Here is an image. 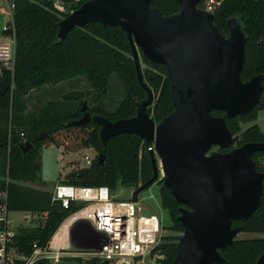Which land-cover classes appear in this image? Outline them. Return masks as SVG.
Listing matches in <instances>:
<instances>
[{
  "label": "trees",
  "instance_id": "16d2710c",
  "mask_svg": "<svg viewBox=\"0 0 264 264\" xmlns=\"http://www.w3.org/2000/svg\"><path fill=\"white\" fill-rule=\"evenodd\" d=\"M86 1L83 0L78 9ZM206 1L203 0L199 6ZM219 1L222 3L213 14L221 35L229 38L227 22L236 16L241 18L247 35L242 81L246 83L257 76L264 78V0ZM13 2V28L5 34L15 38L14 70L0 68V82L7 79L11 85L0 96V212L5 209L7 213L29 212L46 216L41 226L20 228L13 237L10 247L18 254L30 257L35 244L46 248L66 219L80 208L78 204H71L66 209L59 201L53 200V193L21 185H44L40 178L44 148L64 147L68 152H81L87 147L95 150L97 156L90 167L74 170L59 180L60 184L76 187L105 186L113 193L120 189L137 190L154 177V166L150 151L140 136L120 135L111 138L104 147L99 137V125L93 122L85 127L74 124L83 118L84 105L91 116L102 115L116 122L135 117L138 105L147 99L137 77L130 41L122 28H104L101 24L90 23L73 29L64 40L58 41L62 19L51 4L43 0ZM152 6L165 16L180 12L177 0H154ZM140 53L143 62L153 72H142L143 80L157 98L154 108H148V114L156 124H160L175 111L172 84L166 67L151 63ZM113 75L120 79L125 97L116 109L108 110L105 101L109 97ZM79 76L87 79L91 91L69 92L61 101H51L39 110H30L28 98L31 93ZM262 85L261 102L250 113L232 119L226 118L221 111L211 113L214 117L226 118L235 137L233 148L247 143H264V133L258 125L244 132L241 128L242 124L257 121L259 113L264 112V79ZM42 133H47L48 137L35 143L33 149L24 155L22 147ZM220 151L225 153L229 150ZM100 155L104 156L102 163ZM253 160L257 170L264 174V152L255 153ZM160 183L161 203L173 222L170 230L177 233L164 238L161 243L159 251L163 259L160 264H174L177 246L184 233L182 224L178 222L181 205L164 182ZM233 227L241 228V233H264V194L262 206L254 216L245 221H235ZM4 228L0 222V231ZM221 254L226 260L224 264H257L264 254V239L237 240L233 247L222 250ZM10 264L25 262L16 260Z\"/></svg>",
  "mask_w": 264,
  "mask_h": 264
},
{
  "label": "water",
  "instance_id": "95a60500",
  "mask_svg": "<svg viewBox=\"0 0 264 264\" xmlns=\"http://www.w3.org/2000/svg\"><path fill=\"white\" fill-rule=\"evenodd\" d=\"M153 2L87 0L59 23L58 41L90 23L121 27L130 41L139 83L147 93L131 119L113 122L102 115L91 116L84 105L83 118L74 124L99 125L104 147L120 135L140 136L150 151L154 177L133 191L132 201L138 202L140 194L158 181L162 168L164 186L181 205L178 222L184 228L174 264H224L221 251L233 247L241 234L233 223L252 218L264 194V174L253 160L255 153L264 152V143L233 148L235 137L226 118L246 115L259 105L264 78L257 76L246 83L241 79L248 39L240 17L228 20L230 36L225 38L214 14L198 7L203 0H177L180 12L173 16H165ZM140 51L151 63L166 67L172 84L175 111L160 124L148 114L155 95L143 80ZM10 87L7 79L1 81L0 96ZM212 111L224 112L226 118L214 117ZM47 137L42 133L26 143L24 155ZM215 148L219 151L214 152ZM99 161H104L103 155ZM257 264H264V254Z\"/></svg>",
  "mask_w": 264,
  "mask_h": 264
},
{
  "label": "built area",
  "instance_id": "2783aa9c",
  "mask_svg": "<svg viewBox=\"0 0 264 264\" xmlns=\"http://www.w3.org/2000/svg\"><path fill=\"white\" fill-rule=\"evenodd\" d=\"M53 6L54 12L63 20L78 10L83 0H43ZM222 1L208 0L201 9L214 13ZM15 3L13 0H0V14L8 15L12 21L5 27V32L13 28ZM13 37V36H9ZM14 38V37H13ZM15 46H0V68L14 70ZM94 158L84 156V167H90ZM53 200L59 201L68 209L71 204L80 208L70 215L59 228L66 230L79 222L89 223L95 233L93 248L83 254L67 252L64 248L55 249L50 242L46 248L34 245V252L25 257L11 248L13 234L9 230L11 221L5 209L0 212V222L5 226L0 231V264H10L23 260L25 264L47 261L60 264L66 256L82 255L88 263L108 261L110 264H146L163 259L159 247L162 243L163 224L155 214L143 215L138 202L132 199H118L108 187H76L58 184L53 193ZM87 263V264H88Z\"/></svg>",
  "mask_w": 264,
  "mask_h": 264
},
{
  "label": "rangeland",
  "instance_id": "374dc122",
  "mask_svg": "<svg viewBox=\"0 0 264 264\" xmlns=\"http://www.w3.org/2000/svg\"><path fill=\"white\" fill-rule=\"evenodd\" d=\"M200 5V4H199ZM199 7V6H198ZM200 8V7H199ZM201 9V8H200ZM12 21L8 15H0V43L8 40L5 34V27ZM142 72H150L151 69L143 62L141 57ZM153 74L152 70L150 72ZM86 82V84H85ZM39 91H35L29 95L28 106L30 110H39L48 102L61 101L63 96L73 91H91V85L84 76L71 79V81L61 83L59 86H48ZM54 87V88H53ZM109 97L105 101L108 110L116 109L125 97L124 87L120 79L113 75L109 84ZM157 102L155 96L154 104L151 109L154 108ZM258 125L264 133V112L259 113L258 120L252 123L242 124V132L248 130L253 125ZM214 152L219 151L218 148L213 149ZM89 154L91 158H96L97 154L94 149L87 147L81 152H68L64 147L50 146L42 150V170L40 178L46 181L49 185V190L53 193L55 187L58 185L59 180L63 179L68 173L85 168L84 156ZM158 166L161 168V159L156 155ZM164 174L162 168L160 169L158 181L148 190L144 191L139 196L138 204L142 208L141 213L143 215L155 214L161 220L163 227L162 242L164 238L169 236H175L177 233L170 230L173 225L169 212L165 210L161 203L160 188L161 183L164 182ZM29 186H36L38 184L26 183ZM134 190H118L113 195L118 199H130ZM29 218V220H27ZM44 216L39 214H33L29 212H15L9 214V220H11L12 229L14 230L21 225L20 228H31L34 226H41L44 224ZM23 225L30 226L24 227ZM19 228V229H20ZM18 229V230H19ZM18 232V231H17ZM264 239L263 234H251L241 233L237 240H253ZM87 250H79L77 253L83 254ZM86 257L82 255L78 256H66L60 264H87ZM146 264H154L152 261L146 262ZM155 264H160V260H157Z\"/></svg>",
  "mask_w": 264,
  "mask_h": 264
},
{
  "label": "crops",
  "instance_id": "0c3cea01",
  "mask_svg": "<svg viewBox=\"0 0 264 264\" xmlns=\"http://www.w3.org/2000/svg\"><path fill=\"white\" fill-rule=\"evenodd\" d=\"M7 38H8V40L2 41L0 43V46H2V45H13L16 48L15 38H13V37H7ZM68 81H71V80H68ZM68 81H65V82H68ZM62 83H64V82H62ZM85 84H86V82H85ZM59 85H57V86H59ZM57 86H55V87H57ZM46 87L49 88L48 86H46ZM41 182H43L44 185L41 186V185L35 184L36 186H29L26 183H21V185L27 186V187H34V188L42 189L44 191L51 192L49 190L50 188H49L48 183L42 179H41ZM58 184H60V183H58ZM7 214H8V218H9L10 213H7ZM45 218H46V216H44V218H43L44 221H45ZM27 220H29V218H27ZM23 226L24 227H30L29 225L28 226L23 225ZM20 227H21V225L13 230L12 224H11L9 230L11 231L13 236H15ZM31 228H34V226ZM59 234L61 236H59V239L56 241V237ZM51 243L55 249L64 248L65 250H67V252H70V253L78 252L79 250H87V249L89 250V249L93 248V246H94L95 233H94L92 226L89 223L79 222V223H76V224L70 226L62 234H61V232L59 233V231H57V233L52 238Z\"/></svg>",
  "mask_w": 264,
  "mask_h": 264
},
{
  "label": "bare ground",
  "instance_id": "6f19581e",
  "mask_svg": "<svg viewBox=\"0 0 264 264\" xmlns=\"http://www.w3.org/2000/svg\"><path fill=\"white\" fill-rule=\"evenodd\" d=\"M66 231V228H64V229H62V232H61V234L63 233V232H65ZM59 236H61L60 234L56 237V241L59 239Z\"/></svg>",
  "mask_w": 264,
  "mask_h": 264
}]
</instances>
